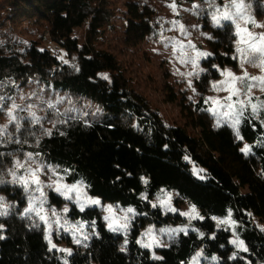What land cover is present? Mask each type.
Instances as JSON below:
<instances>
[{"label":"trees","instance_id":"trees-1","mask_svg":"<svg viewBox=\"0 0 264 264\" xmlns=\"http://www.w3.org/2000/svg\"><path fill=\"white\" fill-rule=\"evenodd\" d=\"M255 3L264 9L261 0ZM120 20L127 49L138 48L156 31L155 10L136 0H123L121 6L113 0H0V124L11 102L31 85L97 107L95 114L82 115L79 108L57 105L41 125L22 112L26 107L15 112L19 130L10 123V135L0 142V195L12 204L0 215V264H264V230L253 221L264 222L263 127L246 116L237 136V129L214 123L203 100L185 99L178 103L184 124L168 123L137 89L129 65L98 47L104 32ZM23 21L43 25L58 52L14 40L12 30ZM205 21L212 39L200 96L222 68L237 65L234 26ZM79 29H85L84 43L75 35ZM170 92V102L176 103ZM28 153L60 167L68 173L66 181L83 185L90 197L132 208L129 232L109 230L98 207H72L68 217L94 225L97 235L73 245L70 256L58 252L45 226L23 215L26 191L12 182L16 160ZM161 191L195 207L202 219L193 229L173 232L168 246L153 256L138 242L137 232L148 225L182 224L178 214L164 215L152 206ZM226 215L247 251H236L230 232L216 225L215 219ZM66 235L59 238L69 242Z\"/></svg>","mask_w":264,"mask_h":264},{"label":"rangeland","instance_id":"rangeland-1","mask_svg":"<svg viewBox=\"0 0 264 264\" xmlns=\"http://www.w3.org/2000/svg\"><path fill=\"white\" fill-rule=\"evenodd\" d=\"M141 3H146L150 5L155 10V21H156V31L151 34L145 43L141 44L138 48L127 49L121 37H123V21H116V26L114 30L105 31V35L102 36L100 42L98 43L99 48H105L113 51L119 56L120 60L126 62L127 65L132 69L133 77L135 81L139 84L137 89L146 96L151 106L161 113V116L168 122L172 124L183 125L184 115L181 113V107L178 103L185 99L187 102L199 103L201 100L204 101L207 111L211 113L214 118V123L217 124V116L212 112V109H217L223 111L219 108V105L213 103V101H219L221 104L225 103L226 97L229 95L227 91H217L214 90L213 85H220L225 77L221 74L222 72H232L236 76H241L244 72H247L250 76H261L260 69L253 67L250 64H245L241 68L240 62L237 59L236 67H224L220 70V78L211 82L208 87L207 92L204 96H200L201 92V79L200 76L205 73L204 59L210 55V50L207 45V41L212 39L211 32L205 28V18L210 19L211 25H213L211 20V12L213 9L209 7L207 0H136ZM114 4L121 6L123 0H113ZM116 2V3H115ZM245 4L248 5L247 14L254 20L255 24L264 25V9L259 11L255 0H244ZM264 3V0H261ZM215 3L223 6L229 3V0H215ZM170 5H175V10H173ZM193 5H199L198 8H193ZM173 22H178L177 26L174 27ZM241 28H247L251 31L253 35L264 34V27H256L253 24H246L244 21H240ZM179 25H183L186 35H182L179 31ZM87 28V27H86ZM76 37L79 39L80 43L85 42V29H79L75 32ZM208 37H211L209 39ZM12 38L18 41H32L43 46L42 49H50L53 52H58L57 47L53 42L50 41V37L45 32L43 25L32 24L27 21L18 23L15 29L12 30ZM237 40V37H236ZM172 41H179L185 46L192 45L193 47H186V56L184 59L188 60V63H181L179 58V53L174 55L173 47L170 45ZM169 45V46H166ZM236 49V43H235ZM204 52L209 55L205 57L196 58V52ZM60 53V52H59ZM60 55V54H59ZM61 56V55H60ZM235 56L237 53L235 51ZM62 59L65 58V56ZM192 59H196L197 66H193L191 63ZM192 73V75H189ZM191 84V86H189ZM172 90L176 98V103L170 102V91ZM25 93H19L16 100L11 102L10 109L6 110L7 113L12 110V105H17L14 111L16 116V111L21 107H26L22 112H26L29 117H31L30 112H34L37 117L40 118L39 124L41 125L46 119L45 113L47 110L56 109L57 105L61 108L64 107L68 110L76 111L77 108L81 110L82 115L95 114L97 107L92 106L91 102L87 100L77 99L69 94L57 93L52 96L44 89H36L34 85H31ZM49 91V90H48ZM243 87H241L240 99L247 100V97L243 95ZM204 92V90H202ZM253 101L256 104H261L264 102V92L259 91L257 88H253L251 94ZM235 99V97L233 98ZM75 102V103H74ZM53 105V107H49ZM94 107V108H93ZM78 110V109H77ZM87 112V113H86ZM3 117V123L0 127H9L8 115ZM85 116V115H84ZM246 116L253 117L257 122L261 124L264 129V109H261L257 115L253 116L251 107H248L241 117L240 124ZM32 118V117H31ZM222 119H226L222 118ZM35 123V122H34ZM221 124H226L230 127V123L221 122ZM218 125V124H217ZM237 126V128L239 127ZM233 128V127H232ZM234 128V129H237ZM8 132V129H7ZM249 150V146L246 145L245 149ZM29 155L32 159L29 160ZM19 161L24 165L23 168L16 169V162ZM14 165L16 170V176L22 177L24 179L31 180L27 169H36L38 166L41 171L38 173L39 180L41 182V187L44 192V197H40L38 192H35L36 185L30 184L28 190L26 191L25 197L27 205L23 209V215H27L31 218L39 220L47 231V239L51 241L50 245L55 248L58 252H62L65 255L67 251L70 250L71 254L73 251V245H80L84 241L97 235V231L94 225H90L83 221L73 220L68 217L69 211L72 207H76L81 211L80 205H84V209L98 207L104 218V221L109 228V223L113 222L114 227L119 225L127 224L126 229H121L114 231L126 235L131 229V224L135 220L134 210L128 212L129 208H122L118 204L102 203L99 199L90 197L84 186L81 184H70L66 181L67 172L63 171L60 167L54 166L47 162V160L34 153L26 154L21 160L17 159ZM20 184V183H19ZM57 184L66 186L67 188H77L79 191H73L68 193V197L65 198L55 191ZM22 185V184H20ZM52 185V187H48ZM25 189V188H24ZM35 198L36 208L41 207L39 201L44 200L43 211L41 215L46 217V221L40 220L39 216L35 212L27 213L30 203ZM55 198L60 200V204L55 201ZM98 200L99 204H91L89 201ZM175 197L173 192H159L156 197H154V202L152 206L155 208L158 206L162 210L164 215L175 214L179 215V220L182 222L179 227L178 225L164 226V225H148L141 231L137 232L138 242L143 246L144 244L151 245L150 247H145L149 249L153 256L157 255V252L162 247H167L168 242L172 238L173 232H165L164 229H193L194 222L196 220L202 219L199 211L189 205L187 202H175ZM11 201L0 195V211L8 212L10 208ZM111 208V214L108 209ZM193 208L195 213H193ZM67 209L65 212L64 210ZM132 209V208H131ZM55 213V214H53ZM231 213V211L229 212ZM187 214V215H185ZM110 217V219H105ZM227 220L229 223H218V221ZM254 223L264 230V222L253 217ZM215 223L218 227L225 229L231 234V245L236 251H242L236 244L233 243L234 240H238L235 233V223L231 220L230 215H226L224 218L215 219ZM149 229L152 230L149 233ZM112 231V230H111ZM61 234H67V242L63 238H59ZM79 241V242H77ZM243 246L245 247L244 243ZM144 247V246H143ZM198 259V258H197Z\"/></svg>","mask_w":264,"mask_h":264},{"label":"snow or ice","instance_id":"snow-or-ice-1","mask_svg":"<svg viewBox=\"0 0 264 264\" xmlns=\"http://www.w3.org/2000/svg\"><path fill=\"white\" fill-rule=\"evenodd\" d=\"M207 3L209 4V7L213 9L211 12V20L215 27H232L235 28V36L237 37L236 40V53L237 56L233 57L234 59H238L241 65V68L244 67L245 64H250L253 67H257L260 69L261 73H264V34L261 35H253L251 31L247 28H241L240 21H244L246 24H253L256 27H264V25H258L255 24L254 20L247 14V8L248 5L245 4L244 0H229V3L224 4L223 6L218 5L215 3V0H207ZM170 7L175 10V5H170ZM199 5H193V8H198ZM178 22H173L174 27L177 26ZM179 31L182 35H186L185 30L183 28V25H179ZM211 39V37H208ZM170 45L173 47L174 55L179 53V58L181 63H188L189 61L184 59L186 56V47L191 48L192 45L185 46L184 44L180 43L179 41H172L170 42ZM169 46V45H166ZM209 55L208 53L196 52V58L199 57H205ZM191 63L193 66H197L196 59H192ZM225 80L221 82L220 85H213L214 90L217 91H227L229 95L226 97L225 103L221 104L219 101H213V103L219 105V108L223 109V111H219L217 109H212V112L215 116H217V124L219 125L221 122L224 123H230V125L233 128H237V126L240 124L241 117L243 116L244 112L248 107H251V111L253 116L257 115L258 112L261 109H264V102L261 104H256L253 101L252 96L250 95L253 88H257L259 91L264 92V74L261 76H250L247 72H244L241 76H236L232 72H222L221 73ZM189 75H192V73H189ZM191 86V84L189 85ZM241 87H243V95L247 97V100L240 99L241 96ZM235 97V99H233ZM49 107H53V105H49ZM17 108V105H12V110H10L7 115L9 118L10 123H15L17 130H19L20 124L17 119V117L14 115V111ZM30 115L32 117L33 122L39 123L40 118L36 116L34 112H30ZM226 119H222L225 118ZM6 135H10L7 132L6 127H0V142H2L3 137ZM237 136H239V131L237 129ZM245 151L247 152L248 149L246 148ZM32 157L29 155V160H31ZM16 169L23 168L24 165L20 163L19 161L16 162L15 165ZM41 171L40 167L38 166L36 169H27V172L29 176L31 177V180L24 179L22 177H17L15 171H12L10 175L12 176V182L13 183H20L27 191L30 184L36 185L35 192H38L40 197H44V192L41 187V182L39 180L38 173ZM3 182V181H0ZM48 187H52V185H48ZM55 191L60 193L61 195H64L65 198L68 197L69 192L73 191H79L77 188H67L64 185L57 184L55 187ZM41 207L39 209L36 208V201L35 198L30 203L28 209L26 210L27 213L35 212L37 216H39L40 220L46 221V217L44 215H41V212L43 211V203L44 200L41 199L39 201ZM91 204H99L98 200H91L89 201ZM81 211L84 209V205H80ZM65 212L67 209L64 210ZM133 209L129 208L128 212H132ZM193 213H195V209L193 208ZM108 212L111 214L112 209L109 208ZM6 211H0V215H6ZM55 214V213H53ZM187 215V214H185ZM105 219H110V217H106ZM218 223H224L227 224L229 221L223 220L218 221ZM109 228L112 231H118L121 229H126L127 224L119 225L118 227L113 226V222L109 223ZM165 232H186L185 229H164ZM152 230L149 229V233H151ZM3 236H0V239H3ZM51 243V241H49ZM79 242V241H77ZM234 244H236L239 248L243 249L244 251H247V249L243 246L242 241L234 240ZM144 247H150L149 244H144ZM54 247V245H53ZM60 251H67V254L70 256L71 251L70 250H63ZM65 264H67V261H65Z\"/></svg>","mask_w":264,"mask_h":264}]
</instances>
